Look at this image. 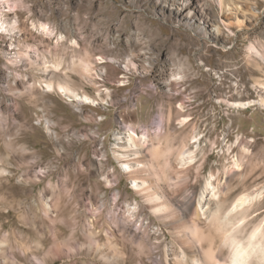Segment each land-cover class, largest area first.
I'll return each instance as SVG.
<instances>
[{"label":"rangeland","instance_id":"1","mask_svg":"<svg viewBox=\"0 0 264 264\" xmlns=\"http://www.w3.org/2000/svg\"><path fill=\"white\" fill-rule=\"evenodd\" d=\"M261 189L264 0H0V264H192L195 223L225 257L209 213ZM246 210L245 239L264 194Z\"/></svg>","mask_w":264,"mask_h":264},{"label":"bare ground","instance_id":"2","mask_svg":"<svg viewBox=\"0 0 264 264\" xmlns=\"http://www.w3.org/2000/svg\"><path fill=\"white\" fill-rule=\"evenodd\" d=\"M3 27L5 26L4 22L2 23ZM41 53V52H40ZM90 55V54H89ZM88 56H83L80 59V71L89 70L91 68V59ZM138 55V54H137ZM46 57V56H45ZM44 57V58H45ZM133 63V59L130 60ZM50 62L46 58V63ZM60 63V62H59ZM57 61H53L55 67L59 66ZM75 67H78L77 64H74ZM48 68V65H46ZM54 69V68H53ZM85 69V70H84ZM95 81V80H94ZM96 83V81H95ZM59 87L65 89L67 91H71V88L68 84L59 83ZM49 86H54V81H49ZM187 119H183L182 122H186ZM196 136H193L195 138ZM133 143L135 142L136 145H143L149 141V136L144 135L142 137L138 136H131ZM146 145V144H145ZM138 147V146H135ZM161 147H154L153 150L155 156H158ZM135 150L134 154H139V149H132ZM160 150V151H159ZM123 156H126L123 153ZM183 163L192 162L195 160V153L193 150L191 151H184L182 153L181 158ZM130 172L136 171L138 167H133L131 164L126 162ZM242 161L239 157H234L231 165V169L241 170L242 169ZM146 165V164H143ZM134 168V169H132ZM136 185L143 188L144 191L147 193L148 200L151 203V209L158 215L160 219L165 221L170 225H179L181 221L179 220L178 215L174 212L173 205H175V199H170L164 196L163 193L158 192L153 187L154 185L146 180L142 179H134ZM137 183H141L138 185ZM211 193V197L219 198L220 193L217 191V185L214 184L212 181H208L205 185L202 194L200 195L199 199L197 200V205L195 207L196 211V218L200 219L203 216H207L209 210L202 204L204 197L206 196L207 192ZM264 194V189L259 190L258 192L254 193H242L238 195L234 201L232 206L228 209L227 213L222 216L221 206L220 204L209 213L212 221L219 224V230L223 232L222 235V246L227 247L229 249V254L225 257L221 254V250H216L213 246V241L206 234L205 231L198 225L194 224L195 226H188L184 225L183 231L185 240L187 242V246L192 250V264H232L233 256L236 252V247L239 246L240 250V258L237 260V264H264V225L260 224L257 226L250 235L245 239L242 234L244 232L245 226V219L247 218L246 209L249 205L253 204L256 200L258 201L261 196ZM206 205V204H205ZM247 214V215H246ZM249 216V215H248ZM197 222V221H196ZM210 240V245L208 247H204L203 241ZM195 240H197L195 242ZM206 242V241H205ZM221 246L220 249L223 247ZM218 249V248H217ZM223 253V252H222ZM184 259H187L184 257Z\"/></svg>","mask_w":264,"mask_h":264},{"label":"snow or ice","instance_id":"3","mask_svg":"<svg viewBox=\"0 0 264 264\" xmlns=\"http://www.w3.org/2000/svg\"><path fill=\"white\" fill-rule=\"evenodd\" d=\"M61 91H64L63 89H61ZM240 250H239V246L236 247V252L233 256V260H232V264H237V260L240 258Z\"/></svg>","mask_w":264,"mask_h":264}]
</instances>
